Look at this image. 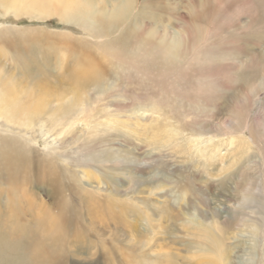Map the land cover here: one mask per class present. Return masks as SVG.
Listing matches in <instances>:
<instances>
[{
  "label": "rangeland",
  "instance_id": "obj_1",
  "mask_svg": "<svg viewBox=\"0 0 264 264\" xmlns=\"http://www.w3.org/2000/svg\"><path fill=\"white\" fill-rule=\"evenodd\" d=\"M30 1L37 13L19 19L0 4V70L37 112L47 99L51 124L18 127L16 186L5 172L0 216L52 247H33L51 264H190L184 228L210 222L226 264H264V233L251 231H264V0H100V38ZM132 26L178 44L179 65L114 67L104 46ZM85 58L99 76L77 70ZM18 246L0 249V264H30Z\"/></svg>",
  "mask_w": 264,
  "mask_h": 264
},
{
  "label": "bare ground",
  "instance_id": "obj_2",
  "mask_svg": "<svg viewBox=\"0 0 264 264\" xmlns=\"http://www.w3.org/2000/svg\"><path fill=\"white\" fill-rule=\"evenodd\" d=\"M30 2L33 7L42 8L44 10L43 16L47 18L54 16L56 13L59 14L62 12L67 16L68 22L72 23L70 26L74 29H81L84 32L88 31V33L90 32L96 38L105 37L103 35L104 33H102L99 29L93 28L95 27V21L93 18L95 15H98V11L95 10L97 8L96 4L99 3L100 0H34L33 2ZM27 3H29L28 0H0V4L6 6L5 10L7 13L17 12L18 19L24 18L23 15H25L24 13L26 11L29 15L36 11L35 9L34 11L27 9L25 6ZM129 6L130 5L126 2H123V4L120 5L121 12L126 14L127 10H129ZM101 22L102 20L100 23ZM143 36L144 34H141V31H139L137 27L132 26L131 29L125 30L121 35L119 34V36L115 37V39L107 42L104 46L105 49L103 50L104 56L108 57L112 61L111 64L114 65V67H117L120 71L133 70L138 74L144 72L148 67H159L161 65L164 69L172 70L174 67L179 65L181 59L180 51L178 52V50H175L178 44H174L173 46V42L170 43L162 37L159 39L156 38V41H144L142 40ZM94 59H91L92 61L89 60V58H85V60L82 59L83 61H80L81 63L78 62L77 70L87 73L91 76V78L99 76L100 68L97 63L94 62ZM75 79L78 83H84L87 81V79H80L78 77ZM19 84L20 81L15 79L14 75H7V73L5 75L3 71L0 70V126H7L5 128L1 127L0 129V185L3 179L2 175L5 172H9L11 175L10 178L7 179L9 181V185L16 186L14 171L17 166V158L19 157L17 138L19 136H22V138L24 136L25 138L26 135H22V132L19 131L18 127L23 126L25 128H30L33 124H37L38 122L43 123L44 121L51 124L50 118H48L49 107L47 99H42L43 102L40 103L41 111L37 112L38 109L36 108L35 102H33L34 99L32 94L28 91H21L18 88ZM72 112L73 111L67 114L63 113V115L56 120L62 122L70 120L72 119ZM73 114L75 115V113ZM14 129H18V132L14 131ZM164 210L167 214L172 213V209L169 207H166ZM163 213L164 211L160 210V214ZM10 216H12L10 211L7 216H0V249L12 245L15 246L17 244L22 246V251L25 256H28L30 264H51L49 258L50 256L45 257L43 254H34L33 247H39L44 253H50L53 248L45 246L40 242L36 243L38 240L28 238V231H24L18 224H11ZM177 217L178 216H176V218ZM145 218L148 222L150 230L152 231L154 221L151 220V217L148 214ZM251 228L252 235L255 239L264 233L259 224H252ZM184 230L194 238V241L191 242L190 246L187 245L188 252H191L190 264H226L225 261L227 254L221 235L222 227H220L219 224L210 222L209 224H200L198 230H191L187 227L184 228ZM57 232L58 227L54 225L51 226L47 235L52 236ZM25 239L26 241H23ZM147 244L149 245V243ZM193 245L196 246L194 247V250H192Z\"/></svg>",
  "mask_w": 264,
  "mask_h": 264
}]
</instances>
